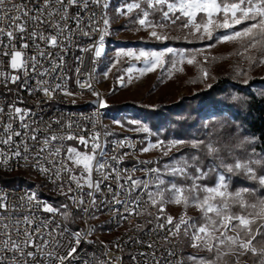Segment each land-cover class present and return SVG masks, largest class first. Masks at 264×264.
Here are the masks:
<instances>
[{
    "label": "snow or ice",
    "instance_id": "obj_1",
    "mask_svg": "<svg viewBox=\"0 0 264 264\" xmlns=\"http://www.w3.org/2000/svg\"><path fill=\"white\" fill-rule=\"evenodd\" d=\"M165 5L167 10H164ZM109 7V0H43V3L36 0L32 7H28L27 3L16 4L13 0H0V24L5 19L9 22V30L0 28V48L4 49L0 56L10 57L11 69L23 70V80L20 75H10L4 71H0V77H3L5 83L20 82L21 88L30 94L42 92L48 101L53 100L57 93L73 96L74 93L66 84L70 77L63 74L64 57L71 48L82 53H94V63L102 56L105 52V37L110 28L107 12ZM95 9L100 10L99 15ZM70 10H74V13ZM134 10L137 18L130 19L129 23L152 28L150 36L156 40L168 39L155 30L157 27L163 28L165 22L175 24L187 18L182 26L194 27L192 35L198 40L215 39L217 43H235V54L246 60L249 68L264 65V0H133L132 3L125 2L122 7H118L117 14L131 16ZM13 11L16 15H12ZM177 12L181 15H174ZM150 13H160V21L150 20ZM170 13L174 18L170 17ZM198 13L201 14L200 22L194 23ZM23 17L27 19L19 22ZM29 21L33 26L30 33ZM219 30L226 31L217 36ZM96 33L99 36L94 43L81 47L79 41L82 37L91 40ZM5 36L8 38L7 43L3 39ZM17 39L21 43L20 50L15 48ZM29 41L34 49L32 55L28 54ZM37 41L43 42L44 47ZM214 46L207 45L208 48ZM48 47L59 51L53 54L46 51ZM201 54L178 51L172 47L161 51L121 49L116 52L115 63H119L120 57L143 60L144 67L135 69L133 65L126 71L131 74L136 70L144 74L155 71L158 67L162 68L165 63H169L173 69L177 63L183 64L185 60L188 64H193L197 55ZM204 59L206 61L207 56ZM76 60L81 66L84 65L83 56L76 57ZM43 61H47L50 67H44ZM2 63L0 61V66ZM75 72L79 89L91 91L98 97L99 108H107V102L99 98V93L93 90L91 83L81 82V67H77ZM240 74L246 75L247 72L242 69ZM208 75L207 71L203 72L204 78ZM32 79L36 80L35 88L28 84ZM51 81L58 82L53 85ZM244 83H249L248 79ZM3 115L4 109L0 107V117ZM38 116L39 113L31 109L9 106L8 122L0 121V165L8 166L11 160H23L25 166L30 165L55 185L59 194L76 209L93 218L100 211L101 205L119 215L122 220L133 215H152L144 205L157 209L155 225L151 231L157 235L166 232L164 241L169 258L166 264H173L170 258L177 256L176 251L167 248L170 238H178L181 231L190 239V246L197 249V253L177 259L175 264H230V260L231 264H239L245 256L250 257L253 264H264V244L257 246L256 243L257 237H264V155L257 154L255 140L222 144L212 140V133H209L208 139H175L167 145L158 141L141 151L161 148L162 155L167 157L175 149L179 155L173 153L170 162L162 167L129 170L118 166L127 154L108 157L107 141L101 142V133L95 130L96 121L91 117L84 118L92 125V131L86 137L83 133L88 129L72 117L65 119L61 114L44 122L43 117L39 116L37 119ZM13 117H18L23 131L14 130L11 122ZM29 117L31 119H27ZM116 123L120 124L119 121ZM131 123L138 122L133 120ZM74 128L76 131H73ZM138 130L147 132L148 128L141 127ZM214 131L218 132L219 129ZM103 135L106 137L111 133L105 132ZM14 137H21L19 143ZM29 140L31 145L28 144ZM69 141H75L90 151H80L77 147L69 146ZM118 146H128L127 141L119 142ZM236 149L244 150L245 154L237 155ZM205 157H210L212 162L205 164ZM226 157H231V162ZM81 165L82 168H79ZM94 171L97 174L95 180ZM136 171H142L144 178L134 176ZM233 176H242L252 181L253 186L232 190ZM112 179L116 181L115 190L112 184H106L111 198L104 196L98 201L97 194L101 193V185ZM209 180L213 183H207ZM85 186L87 192L84 191ZM85 196L89 200L86 201ZM168 203L183 204L185 209L189 206L196 207L201 212L200 222L195 217L187 216L186 212L178 220L170 214L165 215ZM85 204L89 206L85 207ZM235 208L239 212H235ZM67 209L68 204L54 207L39 199L38 193L32 190L18 197L17 203L9 201L7 195H0V264H112L113 259H121L109 257L102 260L97 254L88 253L82 248V244H95L89 238L94 226L72 231L68 225L74 221L72 213ZM33 210H40L51 216L41 217ZM56 216L61 219L57 220ZM148 223L153 222L150 220ZM135 227L137 231H144L140 224ZM147 246L153 251L137 255L148 256L154 264H161L164 256L157 258L154 245ZM104 247L106 250L103 256L107 257V245ZM199 251H207L211 255L200 256ZM132 259L135 260V256Z\"/></svg>",
    "mask_w": 264,
    "mask_h": 264
},
{
    "label": "trees",
    "instance_id": "obj_2",
    "mask_svg": "<svg viewBox=\"0 0 264 264\" xmlns=\"http://www.w3.org/2000/svg\"><path fill=\"white\" fill-rule=\"evenodd\" d=\"M116 1L128 2L131 0ZM165 9L166 5L164 7ZM174 15L181 14L175 13ZM174 15H170V17L174 18ZM198 15L200 16L201 14L199 13ZM136 18V11L134 10L133 14L131 16L128 15L121 23V27H126L129 30L141 28L137 23H129L130 19L135 20ZM149 19L159 22L160 13H156L155 15L150 13ZM186 21L187 18H184L175 24L169 22V25L177 29ZM216 35L219 36V34ZM111 40H113V37H108V42H111ZM213 41L215 39L211 41L206 39L198 40L196 36L189 34L171 35L166 40H156L152 37L117 40V42H122L120 44L122 46L143 47L147 49L176 47L184 48L188 53H193V49L198 47V45ZM236 50L237 47L232 50L234 55L232 63L214 70L208 69L210 81L198 85L192 92L180 95L173 100L162 99L154 104L135 99H130L126 102H111L107 109L111 111L126 109L138 111L149 122L153 137H162L164 141L175 139H183L186 141L192 139H208V134L212 133L210 138L222 144H235L239 141L255 140L256 143L254 146L257 149V154L264 155V72H253L259 65L249 68L248 62L235 54ZM219 55L221 59H224L227 54L221 53ZM126 63H121L120 67L114 70V74L120 75L122 73V66ZM242 69L246 70V75L240 74ZM245 79H248L249 83L245 84ZM130 124L134 126V124ZM205 125L208 127L206 128ZM217 129H219L218 132L214 131ZM120 133L123 134L122 131ZM135 133H142V131H135ZM250 152L251 149L249 148L248 153L250 154ZM173 153L177 156L179 155L175 150ZM173 153L164 157L163 164L170 162ZM236 154L243 156L245 153L242 149H236ZM226 159L228 162H231L232 158L226 157ZM211 162L210 157H205V164H210ZM21 172L31 173V170L26 167L17 170V173ZM0 179L5 183L16 182L19 184H24L29 181L28 176L23 174L14 175L13 179L2 177ZM36 181L43 182L41 180ZM207 183L212 184L213 181L209 180ZM31 184L34 185L36 183L31 181ZM252 186L253 182L244 179L242 176L231 177L232 190ZM44 195L53 201L54 199L58 201L60 197L52 190L46 192ZM233 210L239 212L238 208ZM200 216L199 214L193 216L197 218L198 223L200 222ZM256 243L257 246L264 244V237H257ZM182 252L184 258L189 254H195L187 244H182ZM210 255L207 251H203L200 254V256L204 257H209ZM239 264H253V260L245 256L241 258Z\"/></svg>",
    "mask_w": 264,
    "mask_h": 264
},
{
    "label": "built area",
    "instance_id": "obj_3",
    "mask_svg": "<svg viewBox=\"0 0 264 264\" xmlns=\"http://www.w3.org/2000/svg\"><path fill=\"white\" fill-rule=\"evenodd\" d=\"M16 4L21 3H27L28 7H32V5L36 2V0H13ZM40 3H43V0H40ZM10 6V5H9ZM97 12V15L100 14L99 9H95ZM74 13V10H70ZM84 15V13H81ZM12 15H16L15 11L12 12ZM27 17H23L21 21L26 20ZM8 20L5 19L2 24H0V28H4L5 31L9 30L8 28ZM75 27V25H72ZM102 26V25H101ZM43 27V26H41ZM32 24L29 21L28 24V32L30 33L32 31ZM47 34V29L45 30ZM99 33H96L93 39H89L87 37H82L79 41L81 47L87 46L88 44L94 43L95 39H98ZM4 42L7 43L8 38L5 36L3 37ZM41 45V47H44L43 42L37 41ZM30 48L28 50V54L32 55L34 52V49L31 48V42L29 41ZM15 48L16 50L21 49V43L19 39L15 42ZM4 49L0 48V52H2ZM11 50V49H9ZM46 51H50L53 54L55 52L59 51V49H53L51 47H48ZM83 56L84 57V65L81 66L78 61L76 60V57ZM93 56L94 53H82L76 48H71L67 55H65V65L63 69V74L67 77H70L66 81L68 89L72 91H79V92H89V97H97L93 95L91 91L88 90H81L79 89L76 81H77V74L75 72V69L77 67H81L80 72V80L81 82L85 83H91L92 88L95 92L99 93L98 89L95 87L92 81V68L94 66L93 62ZM97 60V59H96ZM95 60V62H96ZM0 61H2V66H0V71H4L6 73H9L10 75H20L21 79L23 80V70L21 69H11L10 68V57L0 56ZM44 67H50V65L47 63V61L42 62ZM58 75L60 72L58 71ZM58 81H51V83L54 85ZM28 84L30 87L35 88L36 87V80L32 79L28 81ZM99 98H102L106 101V95H101L99 93ZM74 99H72V96H63L59 93L55 95V98L51 101H48L47 98L43 95L42 92L37 91L35 95L30 94L27 90L21 88V83H5L3 77H0V107H3L4 109V115L3 117H0V121L3 123L8 122V109L10 105H15L16 107H20L22 109H31L34 112L39 113V116L43 117V121L47 122L50 118L58 116L63 114L65 119L68 117H72L75 120H77L82 127H86L88 129L87 132H84L83 134L87 137L89 133L92 131V125L84 118L91 117L92 120L96 121V131L101 133V136L107 132L106 126L102 125L99 120V112L101 108H99L98 104V97H97V107L94 110H90L87 112H70L69 109H58V102L59 101H68L73 102ZM76 101V100H75ZM107 102V101H106ZM39 105V107H37ZM39 116L37 119H39ZM31 119V117L27 118ZM14 130L23 131L20 129V121L18 117H13L12 121ZM40 127H43V124L39 125ZM55 127V126H54ZM59 131V129H56ZM73 131H76L74 128ZM128 133H135V132H127L118 135V142L115 145L111 146V156L117 155V156H125L124 161L118 165L121 168L124 169H147L152 167H157V165L161 162L162 158H148L147 152H143L139 150V142H146V147H148L149 144H156L158 141L154 140L151 135L148 133H135V140H128ZM0 134H2V128H0ZM17 143L21 140V137H14ZM121 141H127L128 146L126 147H119L118 144ZM72 142L75 143L72 144ZM31 141H28V144L31 145ZM69 146L77 147L80 151H90V149H85L83 146H80L75 141H69L67 142ZM34 152L35 149H32ZM140 161H151L152 163H144L141 164ZM29 168L31 172H37L34 168H32L30 165L25 166V162L23 160H11L9 161L8 166L0 165V169L3 170H11L15 171L21 168ZM79 168H82V165L79 166ZM79 168L77 169V174L79 173ZM29 178V175H27ZM134 176L144 178V173L142 171H136L134 173ZM97 178V174L95 171L93 172V179L95 180ZM112 184L113 190H115L116 181L115 179H112L110 181H106L105 184L101 185V193L97 194V200L100 201L104 198V196H109V199L111 198L108 194V190L106 187V184ZM42 187L47 189L48 191L52 190L55 194H59V189L53 185L50 181L45 179V183H39ZM75 185H73L74 187ZM85 192L88 191L87 187L85 186L84 189ZM27 192L23 189H8V188H2L0 187V195H7L8 200L17 203L18 197H21ZM62 196V195H61ZM64 197V196H63ZM147 199V197H145ZM85 200H89L87 196H85ZM68 201V200H67ZM69 202V201H68ZM69 204L73 207V205L69 202ZM85 207H88V204L84 205ZM144 207H147L149 211L152 213V215H143L139 217V224L144 227V231H137L136 225H130V216L127 220H122L119 215H116L115 213L107 210V207L104 205L100 206V211L95 213V216L97 219L94 220L93 217H90L88 215H85L83 213L82 216H79V224H80V230L81 229H88L89 226L96 227V221H108V227L112 228L113 232V241H109V243H101L100 241H97L94 239V235L92 234L90 239L95 241V244L93 245H87L82 244L81 247L86 249L88 253H95L97 256L102 259L106 260L109 257H117V251H124L125 252V258H129V264H145V261H147V264H154V262L151 260L148 256H141L137 255V253L140 252H151L153 249L149 248L148 244H153L156 249V256L157 258L164 256V260L161 261V264H166L167 260L169 259L167 256V251L165 247V241H164V235H166V232L160 233L157 235L155 232H152L151 229L155 225V216L157 214V211L155 208H152L150 205H144ZM37 211L38 214L41 217H50L51 214L44 213L40 210H33ZM75 212V209H73ZM57 220H60V216H56ZM152 221L153 223H148V221ZM163 222V219L161 220ZM131 238V239H130ZM141 241V242H137ZM104 245H107V257L103 256V253L105 252ZM116 245H119L117 247ZM167 248H172L174 251L177 252V256L171 257L173 264H175V261L179 259V253L181 250L177 246V238L173 237L170 238V243L167 245ZM135 256V260L132 259V257ZM112 263L115 264H122V260H116L113 259Z\"/></svg>",
    "mask_w": 264,
    "mask_h": 264
},
{
    "label": "rangeland",
    "instance_id": "obj_4",
    "mask_svg": "<svg viewBox=\"0 0 264 264\" xmlns=\"http://www.w3.org/2000/svg\"><path fill=\"white\" fill-rule=\"evenodd\" d=\"M133 0L128 1L127 3H132ZM169 2H175L169 1ZM125 2H119L116 0H110L109 4L110 7L107 10L108 16L110 17V28H109V34L107 35V42H106V51L102 57V63L100 70L97 75V83L99 90L103 93V95H106V101L109 105L111 102H126L130 99H135L139 101L149 102L151 104L156 103L159 100L162 99H176L178 96L183 95L188 92H192L198 85H201L204 82L210 81V75H208L207 78H204L203 72L207 71L208 69H216L218 67H225L228 66L230 63L233 62V53L232 50L236 49L237 45L235 43H217L216 40L213 42H209L207 44L198 45V47L193 49V53L200 52L201 55H197L196 61L193 64H188L187 60L184 61L183 64L177 63L176 67L173 69L169 63H165V65L160 68L158 67L155 71L151 72H145L144 74H141L139 71L134 70L131 74H129L126 69L128 67L135 66V69H139L144 67L143 60H135L134 57H120L119 63L116 62V52L124 49V50H145V51H161L163 49H147V48H135L134 46H122L120 45L122 42H117L119 39H129V38H137V37H151L150 32L153 30L150 27H141L137 28L135 30H129L126 27H121V23L126 19L128 15H118L117 14V8L122 7ZM167 10V8L165 9ZM124 11L126 12V8H124ZM180 14L179 12H177ZM199 14V13H198ZM197 14V19L194 21V23H199V15ZM170 15H172L170 13ZM185 23V22H184ZM181 24L177 29L173 28L171 25H169V22H165V26L163 28L157 27L155 30L160 33L161 35H164L166 37H169L171 35H181V34H189L191 36L193 32H195L194 27L184 28ZM226 30H219L216 34H224ZM108 37H113V40L111 42H108ZM213 44L214 47L208 48L207 45ZM174 49H177L178 51H186L184 48H176L172 47ZM221 53H226V58L221 59L220 55ZM204 56H207V60L205 61ZM168 57H166V60ZM127 62L122 66V73L120 75H115L114 70L116 68H119L121 63ZM115 63V67H113V64ZM110 69V70H109ZM253 72L257 73H263L264 72V65H259L256 70ZM105 73H107V76H105ZM129 75L131 76V79L129 80ZM106 112V122L107 127L106 131L108 133H111L109 136V139L112 140L114 138H117L118 135H120L121 131L123 133L127 132H135L139 131L138 129L141 127H147L148 131L142 133H148L149 135L153 137V132L151 130L150 124L142 114H140L138 111L133 109H126V110H116L111 111L107 108H105ZM137 121V124H134L132 126L130 123L131 121ZM116 121H119L120 124H117ZM123 125V126H120ZM135 134V133H128ZM109 140V141H110ZM154 140L162 141L165 145H167L170 141H164L162 137L154 138ZM172 141V140H171ZM72 144L75 145L74 142ZM175 149H173L174 151ZM149 154L160 156L163 158L162 155V149L161 148H150L148 151ZM162 161V164H163ZM161 164V165H162ZM161 167V166H160ZM17 174H23L25 176L29 175V181L24 184H19L16 182L12 183H5L2 182L0 179L1 184L3 185H10V186H17V185H27L29 186L31 184V181L36 183L35 186L39 185L40 182L36 180H41L36 173L34 172H21L17 173V170L11 171V170H3L0 169V178H12L14 175ZM42 183H45L44 181ZM33 185V184H32ZM38 186V187H39ZM41 187V186H40ZM44 188V187H43ZM42 188V189H43ZM50 199V198H48ZM51 200V199H50ZM56 207H59L62 204H68V211L72 213V219L74 222L70 223L69 226L73 229H79L80 230V224H79V213L76 214V212L73 211V207L69 204L67 199L63 196L59 197V200H51ZM166 213L165 215H172L174 218L178 220L179 216L181 214H184L186 212L187 216L193 217L195 214L201 215V212L199 209H197L194 206H189L185 209L184 205H176L174 203H168L166 204ZM157 211V209H156ZM97 219V217H94V220ZM108 228L107 224L96 221V231L105 233L106 229ZM95 231V232H96ZM180 246L182 249V244H187V246L196 254L197 249H194L190 246V239L186 238L183 235V232L180 233ZM185 242V243H184ZM203 251H199V255ZM183 255V252H182ZM184 258V255H183Z\"/></svg>",
    "mask_w": 264,
    "mask_h": 264
},
{
    "label": "bare ground",
    "instance_id": "obj_5",
    "mask_svg": "<svg viewBox=\"0 0 264 264\" xmlns=\"http://www.w3.org/2000/svg\"><path fill=\"white\" fill-rule=\"evenodd\" d=\"M106 42H107V36L105 37V51H106ZM104 53L102 54V56L100 58H98L96 60L94 66L92 68V81H93V84L98 89V91L101 95H103V93L98 88L97 75H98V72H99L100 67H101L102 57H103ZM72 92L74 93V95L72 96V99L76 100L75 103L68 102V101H59L58 102V109H69L70 112H87L90 110H94L97 107V97H89V92H79V91H72ZM99 120H100L102 125H105L107 127L105 108H101V110L99 112ZM100 139H101L102 143L105 140L107 141V155L109 157L111 155V146L117 144L118 137L110 140L109 136L105 137L104 135H102ZM128 140H135V134L128 135ZM145 147H146V142H139V150H142ZM147 157L148 158H162L160 156L149 154L148 152H147ZM162 161H163V158H162L161 162L157 165V167L161 166ZM34 173H36L37 176L45 182L44 176H42L39 172H34ZM38 186L37 185L35 186L32 184H30L29 186H27V185L10 186V185H3L0 182V187H2V188L23 189L26 191H29V190L36 191L38 193L39 199L46 201L48 204L54 206L52 204V202L48 199V197H46L44 195V194H46V192H48V190L45 188L42 189V187H40L41 185L39 187ZM56 195L61 196L60 194H56ZM54 207H56V206H54ZM73 209H75L76 214L79 213V216L83 215V212L76 209V207L74 205H73ZM101 222L107 224V226H108V221H101ZM137 224H139V217H137L135 215L130 216V225H137ZM95 229H96V227H94V231H93V235H94L95 240L100 241L101 243H109V241H113L112 228L108 227L106 229L105 233L97 232ZM71 230L72 231H78L79 229L71 228ZM179 239H180V235L177 238V246L181 250V252L179 253V259H180V258H183V255H182V249L180 246ZM117 257L121 258L119 260H122V264H129V258H125V252L124 251H117ZM112 264H115V263H112Z\"/></svg>",
    "mask_w": 264,
    "mask_h": 264
}]
</instances>
